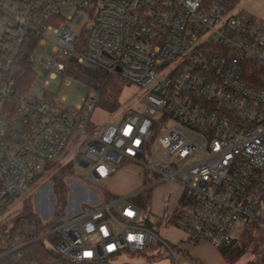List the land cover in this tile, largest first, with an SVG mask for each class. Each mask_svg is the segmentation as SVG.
<instances>
[{
	"label": "built area",
	"instance_id": "built-area-1",
	"mask_svg": "<svg viewBox=\"0 0 264 264\" xmlns=\"http://www.w3.org/2000/svg\"><path fill=\"white\" fill-rule=\"evenodd\" d=\"M238 4L0 0V264H41L38 243L75 264L166 244L132 200L137 193L79 206L58 226L36 235L14 233L5 225L6 208L69 143L76 177L83 167L99 182L126 160L154 179L140 192L166 180L182 185L177 225L185 237L177 243L178 253L166 244L174 264L188 245H229L237 223L249 228L258 221L264 195V87L251 77L255 67L264 69V20L237 11ZM64 7L86 10L90 23L76 33L72 16H60ZM28 37L37 45L52 42L53 57L45 64L35 50L30 55L50 78L63 75L67 83L87 86L68 72V61L76 63L141 87L138 106L93 129L95 89L71 108L21 92L7 74Z\"/></svg>",
	"mask_w": 264,
	"mask_h": 264
},
{
	"label": "rangeland",
	"instance_id": "rangeland-1",
	"mask_svg": "<svg viewBox=\"0 0 264 264\" xmlns=\"http://www.w3.org/2000/svg\"><path fill=\"white\" fill-rule=\"evenodd\" d=\"M236 10L247 12L264 20V0H241ZM60 16L64 18L72 16L69 24L76 33H80L84 26L90 23L89 12L76 7L62 8ZM48 36L53 37V33L49 31ZM34 55L37 58H42L44 64L51 60L53 57L52 42L47 40L44 44L37 45ZM43 63H33L35 77L29 89L30 95L41 100L53 97L63 107L71 108L89 94V87L83 83L75 81L67 83L63 75L50 78L48 76L49 70L44 67ZM45 80H48V83H45ZM142 92L141 87L126 83L115 109L108 110L101 103H98L90 119L92 128L101 127L106 120L119 121L120 116L128 109H135L138 106ZM63 97L66 100L64 103L61 102ZM73 150L74 146L69 143L62 156L55 161L53 167L46 168L47 172L44 176L35 175L28 188L6 208L3 217L7 220L13 218L22 211L24 200L31 198L35 211L43 219H48L52 215L55 203V195L52 191V174L58 168L65 167L69 170L67 182L70 185L68 213H73L79 206L82 207L84 204L110 201L112 200L110 199L111 196L126 197L137 193L132 197V200L141 206L143 215L150 217L152 220V231L162 238L175 253H178L177 243L184 237L185 231L169 220L171 214L179 207V198L183 192V187L178 181L166 180L155 183L150 189L140 192L142 188L147 186L142 187L145 181H154V179L147 174H145L146 176L141 175L143 167L140 164L126 160L116 165L115 170L117 172L113 180V177H108L95 182L87 177L83 167H78L80 175L76 177ZM111 180L112 182L109 183ZM115 191H120V193L116 194ZM148 193L150 197H148ZM138 198L148 201L147 205L140 204ZM255 224H258L257 227H255ZM233 236L238 239L239 243H247L246 252L236 264H243L248 259L253 258L255 248L263 249L264 206L261 209L258 221L249 228L237 223L233 229ZM166 244L163 242L150 243L144 251L125 250L117 256L98 264H174L172 251ZM179 264H185L184 257L179 259Z\"/></svg>",
	"mask_w": 264,
	"mask_h": 264
},
{
	"label": "trees",
	"instance_id": "trees-1",
	"mask_svg": "<svg viewBox=\"0 0 264 264\" xmlns=\"http://www.w3.org/2000/svg\"><path fill=\"white\" fill-rule=\"evenodd\" d=\"M234 3H239L241 0H230ZM87 29L84 30L85 36ZM37 45V39L28 37L22 44L19 52L17 53L14 61L12 62L7 78L13 85L21 92L29 93V89L33 83L35 74L33 70V62L30 59V55L33 53ZM68 72L77 77L82 82L86 83L89 88H93L99 92L98 103H101L104 108L113 110L118 106V99L122 92V89L126 82L124 80L115 79L101 71H94L86 69L76 63L68 61ZM251 79L256 78L258 84L264 87V69L255 67L253 70ZM46 103L53 106H60L59 103L53 97H48L43 100ZM55 162L48 163L45 170L39 173L42 177L46 174V168H52ZM69 170L65 167L58 168L55 173L52 174V190L55 195L54 211L52 216L48 220H44L42 216L34 209V204L31 198H27L24 201V206L21 212L15 215L13 218L6 221L5 225L9 226L12 232H28L32 235L39 234L43 231H47L58 226L62 223V218L67 215V205L69 201L70 185L67 182ZM150 175L149 173H146ZM38 175V174H37ZM146 176V175H145ZM151 177V176H150ZM152 180L148 181L151 182ZM145 181L144 184H148ZM148 197L150 194L148 193ZM116 196H111L110 199H114ZM140 204L147 205L148 201L143 198H138ZM184 198L181 197L179 203H183ZM140 206V205H139ZM264 206V195H263ZM141 207V206H140ZM262 207L259 208V214ZM179 216L177 209L171 214L169 220L177 225ZM256 225V226H255ZM254 226L257 227L258 224ZM55 240H53L54 242ZM247 243H239L238 239L234 237L229 245L220 247L224 257L230 264L237 262L246 252ZM37 257L41 264H75L69 259L58 255L51 247H46L44 243L36 244ZM253 258L248 259L244 264H264V248L254 249ZM102 262V261H100ZM97 263H83V264H98Z\"/></svg>",
	"mask_w": 264,
	"mask_h": 264
},
{
	"label": "crops",
	"instance_id": "crops-1",
	"mask_svg": "<svg viewBox=\"0 0 264 264\" xmlns=\"http://www.w3.org/2000/svg\"><path fill=\"white\" fill-rule=\"evenodd\" d=\"M116 172L117 170H115L109 176L111 178L113 177L112 180L114 179V175H116ZM141 175H143V172L141 173ZM112 180L109 183H111ZM115 192H117L116 194L120 193V191ZM181 257L185 258V264H230L228 260L224 257L220 248L214 246L213 244L207 241H199L195 244L188 245ZM236 263L237 262H235L234 264Z\"/></svg>",
	"mask_w": 264,
	"mask_h": 264
},
{
	"label": "water",
	"instance_id": "water-1",
	"mask_svg": "<svg viewBox=\"0 0 264 264\" xmlns=\"http://www.w3.org/2000/svg\"><path fill=\"white\" fill-rule=\"evenodd\" d=\"M70 59L73 60V61L76 60V58H75L74 56H71ZM145 221H146V224L148 225V227H150V228L153 227V222H152V220L150 219V217L147 216L146 219H145Z\"/></svg>",
	"mask_w": 264,
	"mask_h": 264
},
{
	"label": "snow or ice",
	"instance_id": "snow-or-ice-1",
	"mask_svg": "<svg viewBox=\"0 0 264 264\" xmlns=\"http://www.w3.org/2000/svg\"><path fill=\"white\" fill-rule=\"evenodd\" d=\"M129 215H131V213H129Z\"/></svg>",
	"mask_w": 264,
	"mask_h": 264
}]
</instances>
